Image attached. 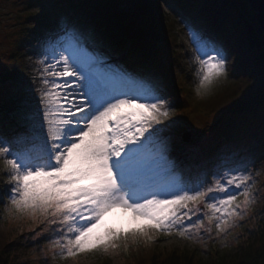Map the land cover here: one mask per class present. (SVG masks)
I'll list each match as a JSON object with an SVG mask.
<instances>
[{
    "label": "snow or ice",
    "instance_id": "snow-or-ice-1",
    "mask_svg": "<svg viewBox=\"0 0 264 264\" xmlns=\"http://www.w3.org/2000/svg\"><path fill=\"white\" fill-rule=\"evenodd\" d=\"M60 32L37 61L40 86L35 106L24 102L19 110L22 130H0L9 215L55 226L50 246L65 259L107 253L118 242L127 247L156 233L203 239L205 221L206 234L215 222L216 237L230 235L256 202V180L246 163L221 162L211 172L182 175L161 136L172 106L157 85L90 50L96 43L91 32L70 22ZM192 37L200 87L206 88L227 75L229 54L196 33ZM16 87L26 98L28 86ZM115 208L151 223L127 231L104 226Z\"/></svg>",
    "mask_w": 264,
    "mask_h": 264
},
{
    "label": "trees",
    "instance_id": "trees-1",
    "mask_svg": "<svg viewBox=\"0 0 264 264\" xmlns=\"http://www.w3.org/2000/svg\"><path fill=\"white\" fill-rule=\"evenodd\" d=\"M170 1L175 3L178 12L188 23L199 25L198 30L203 32L206 40L215 42L229 54L225 77L215 80L210 87L201 88L200 84L191 87L194 94L192 112H249L257 116L264 126V31L248 2ZM139 2L135 15L142 19V23L136 24L133 18L127 19L123 16L118 0H54L55 6L61 9L60 14L65 17V23L70 22L74 26L79 24L78 29L94 34L96 46L113 52L127 51L129 60H135L137 55L140 59L153 58L157 54L158 46L169 50L179 43L187 46L179 32H176L174 19L168 18L163 0ZM35 14L37 22L34 23L33 33L39 36L52 31L46 16L39 12ZM21 48L29 49V42L22 44ZM108 50L104 51L105 55H110ZM130 50L134 53L132 56H129ZM30 76L27 56L18 55L17 65L0 71V82H15L16 85L27 86L31 81ZM33 83L32 91L27 88L26 98L16 88L14 93L0 100V129L11 126L10 120L18 119L22 103L26 102L29 107L35 106V89L40 85L39 80H34ZM177 115L185 117L184 111ZM184 119L179 118L176 125L165 128L167 130L164 133L169 135L174 128H178L181 133L185 132ZM169 121L170 119L165 120L164 125L169 127ZM209 127L207 123L200 130L191 131V140L194 137L200 139L201 134ZM183 142V137L180 136L173 139L171 144L182 152ZM8 179L4 161L0 159V264H17L16 256L25 253L27 245L19 235L23 225L11 223L7 208L1 205L11 187L7 183ZM144 224L150 223L130 225L127 221L119 222L117 215L112 214L108 227L127 231ZM118 243L120 247L109 249L107 253L99 251L74 258H60L52 264H264L263 223L257 231L237 244L211 248L207 252H203L192 239H183L175 233H156L152 240L142 238L136 242L129 241L127 247L122 242Z\"/></svg>",
    "mask_w": 264,
    "mask_h": 264
},
{
    "label": "rangeland",
    "instance_id": "rangeland-1",
    "mask_svg": "<svg viewBox=\"0 0 264 264\" xmlns=\"http://www.w3.org/2000/svg\"><path fill=\"white\" fill-rule=\"evenodd\" d=\"M118 3L124 13L123 16L127 19L133 18L136 24L142 23V19L135 15L136 8L140 3L139 0H118ZM162 4L168 18L174 19L176 32H179L178 34L181 35L187 46H181L179 43L171 50L158 46L157 54L153 58L143 59L141 57L140 59L137 55L135 60H129L125 51L121 53L113 49L116 51L113 52L95 44L90 45V50L94 49L105 59L111 58L117 66L116 68L127 70L129 73L146 78L157 85L159 94L164 96L172 106V114L168 117L170 121L167 129L175 126L179 118H185L184 124L188 131L200 130L207 123L210 125L209 129L201 134L200 139L194 137L191 140V134V138L182 143V152L175 149L171 144L173 139L182 136L178 128L170 129L169 135L164 133L167 129L161 134L162 138L168 141L169 158L175 162L177 170L182 175L185 177L195 176L202 170L211 172L221 162L231 165L242 161L252 171L256 180L253 188L256 202L251 206L249 215L243 220L237 221L238 227L229 229L230 235L222 233L220 237H216L215 222L211 225L212 233L206 234L205 228L209 225L205 221V228H202L199 233L204 238L192 239L203 252H207L211 248L235 245L257 231L260 224H264V126L261 125L257 116L249 112L219 114H212V112L205 110L192 112L191 104L194 94L191 87L200 84L197 46L193 42L192 33L203 38L205 36L202 31L198 30L199 25L188 23L181 16L175 3L170 0H163ZM60 11L61 9L55 6L54 0H0V71L17 65L18 55L27 56V66L31 75L29 80L32 81L29 82L27 88L33 89V81L38 80L39 74L36 69L40 67L37 61L41 58V53L46 52L51 41L57 35L62 34L60 28L65 23V17L60 14ZM37 12L46 16L52 31L39 36L33 33L37 18L35 13ZM78 26L79 24H76V27ZM26 42H29V49H22L21 45ZM106 50L110 54L108 57L104 52ZM132 54L134 53L130 50L129 56ZM3 85L4 87L0 89V100L14 93L17 88L15 82L7 81ZM122 111H128V109L125 107ZM180 111H184L185 117L177 115ZM10 123H12L11 126L7 125L5 129L0 130L7 131L9 134L22 130L19 125V118L10 120ZM158 127L163 128L162 125ZM257 172H259L258 176L256 175ZM240 201H243V197L238 198V202ZM1 205L8 210V196L4 202H1ZM201 208L203 210V205ZM112 214L117 215L119 222L127 221L130 225L151 223L146 218L135 216L131 210L115 208L105 215L104 226L108 227ZM197 215H202V213ZM195 218L193 216V220ZM8 219L13 224L20 223L21 226L23 225L19 235L23 238L24 244L27 245V251L16 256L17 264H52L61 258L55 254L58 250H53L50 246L49 238L52 236V228L55 226L45 229L43 223L33 222L28 217L16 219L9 214ZM54 254L55 258H53Z\"/></svg>",
    "mask_w": 264,
    "mask_h": 264
},
{
    "label": "water",
    "instance_id": "water-1",
    "mask_svg": "<svg viewBox=\"0 0 264 264\" xmlns=\"http://www.w3.org/2000/svg\"><path fill=\"white\" fill-rule=\"evenodd\" d=\"M250 5L251 9L256 13V19L262 30L264 31V0H245ZM191 131L185 130L183 133L184 141L191 138Z\"/></svg>",
    "mask_w": 264,
    "mask_h": 264
},
{
    "label": "bare ground",
    "instance_id": "bare-ground-1",
    "mask_svg": "<svg viewBox=\"0 0 264 264\" xmlns=\"http://www.w3.org/2000/svg\"><path fill=\"white\" fill-rule=\"evenodd\" d=\"M107 60V62L110 64V65H113V66H115V67H117L115 64H114V62L111 60V58H107L106 59ZM115 62H118L117 60H114ZM141 71H143L142 69H141ZM17 129V128H16Z\"/></svg>",
    "mask_w": 264,
    "mask_h": 264
}]
</instances>
